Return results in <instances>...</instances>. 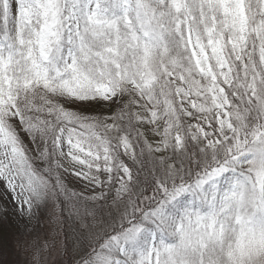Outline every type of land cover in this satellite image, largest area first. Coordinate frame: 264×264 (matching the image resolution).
Masks as SVG:
<instances>
[{"label":"snow or ice","instance_id":"6c2138e0","mask_svg":"<svg viewBox=\"0 0 264 264\" xmlns=\"http://www.w3.org/2000/svg\"><path fill=\"white\" fill-rule=\"evenodd\" d=\"M0 264H264V0H0Z\"/></svg>","mask_w":264,"mask_h":264},{"label":"rangeland","instance_id":"374dc122","mask_svg":"<svg viewBox=\"0 0 264 264\" xmlns=\"http://www.w3.org/2000/svg\"><path fill=\"white\" fill-rule=\"evenodd\" d=\"M3 259H4L5 261H11V260H14V259H15V256L10 255L8 251H5V252L3 253Z\"/></svg>","mask_w":264,"mask_h":264}]
</instances>
